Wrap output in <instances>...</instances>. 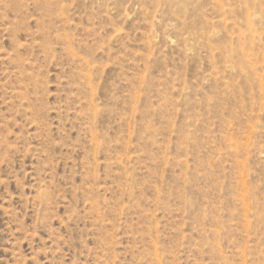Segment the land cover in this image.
Masks as SVG:
<instances>
[{
  "label": "rangeland",
  "instance_id": "rangeland-1",
  "mask_svg": "<svg viewBox=\"0 0 264 264\" xmlns=\"http://www.w3.org/2000/svg\"><path fill=\"white\" fill-rule=\"evenodd\" d=\"M0 264H264V0H0Z\"/></svg>",
  "mask_w": 264,
  "mask_h": 264
}]
</instances>
